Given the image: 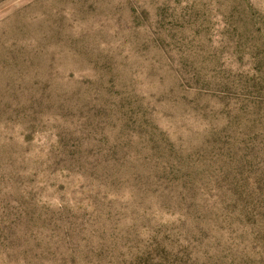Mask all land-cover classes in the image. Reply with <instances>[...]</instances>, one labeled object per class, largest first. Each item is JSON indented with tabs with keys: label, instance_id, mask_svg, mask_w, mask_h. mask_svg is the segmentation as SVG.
Instances as JSON below:
<instances>
[{
	"label": "rangeland",
	"instance_id": "obj_1",
	"mask_svg": "<svg viewBox=\"0 0 264 264\" xmlns=\"http://www.w3.org/2000/svg\"><path fill=\"white\" fill-rule=\"evenodd\" d=\"M0 264H264V0H0Z\"/></svg>",
	"mask_w": 264,
	"mask_h": 264
}]
</instances>
